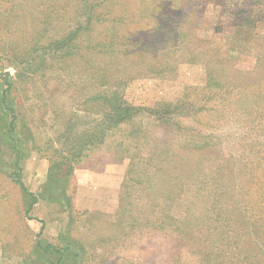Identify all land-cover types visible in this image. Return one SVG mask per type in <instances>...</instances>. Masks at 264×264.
Here are the masks:
<instances>
[{
	"label": "rangeland",
	"instance_id": "1",
	"mask_svg": "<svg viewBox=\"0 0 264 264\" xmlns=\"http://www.w3.org/2000/svg\"><path fill=\"white\" fill-rule=\"evenodd\" d=\"M3 92L0 264H264V0H0Z\"/></svg>",
	"mask_w": 264,
	"mask_h": 264
},
{
	"label": "trees",
	"instance_id": "2",
	"mask_svg": "<svg viewBox=\"0 0 264 264\" xmlns=\"http://www.w3.org/2000/svg\"><path fill=\"white\" fill-rule=\"evenodd\" d=\"M90 19L87 17L85 19V23L89 24ZM70 35L67 36H62L61 40H59V43L66 44L67 42H69L68 39H70ZM72 38V37H71ZM10 117V118H7ZM17 120V122H15ZM16 125H19L20 128H23L24 130L28 131V136L30 141L33 139V135H32V131L30 130L27 121L24 122V119L16 116V113L14 112L13 108L9 105L8 101H7V97L6 94L3 92L0 96V172H4L3 169L4 167H17L20 168L19 163L20 160L26 156L28 153V146L26 145L25 148V152H21L19 151V145H17L15 142L18 141V136H21L20 132L16 131ZM15 133V136H14ZM17 135V136H16ZM54 151H56L57 156L61 159L60 161H55L54 163L52 162L51 157H49L47 155L48 161H49V165H48V169H47V177L50 174V172L55 171V172H62L61 168H64V173L66 175L70 174V166L67 164L68 163V158L67 156L62 154V150L60 149H55ZM21 152V153H20ZM254 156L257 155H252L251 159H246L245 156L244 158L241 160L243 161V163H241V168L242 171L249 168H253L254 166V162H257V159H254ZM78 157V155L76 156V158ZM15 158V159H14ZM14 160V161H13ZM260 161V160H259ZM57 163V164H56ZM17 165V166H16ZM19 166V167H18ZM55 166V167H54ZM2 170V171H1ZM9 177L10 175H12V173H8L7 174ZM18 185L22 188L23 194L25 196H28L31 199V202L28 205V210L30 209V207L32 206V204L37 200V196H35L32 192H29L28 189H26V187L24 186L22 179L20 180V182H18ZM25 210V213L26 211ZM223 219H226L225 216ZM41 241H38V245H36V250H40L41 253H49L50 257H53L55 255L58 256L59 259H61L59 256L61 254V252L59 250H56V248H54L53 246H51L50 244H45L44 247L41 245ZM55 254V255H53ZM56 259V257H55ZM54 259V260H55ZM58 259V260H59ZM60 261V260H59Z\"/></svg>",
	"mask_w": 264,
	"mask_h": 264
},
{
	"label": "crops",
	"instance_id": "3",
	"mask_svg": "<svg viewBox=\"0 0 264 264\" xmlns=\"http://www.w3.org/2000/svg\"><path fill=\"white\" fill-rule=\"evenodd\" d=\"M30 156H32V153H30V155L24 160V162L28 161L27 159H28ZM24 162L22 161V164H21V165H22V173H23V174H25V173H24V167H23V163H24ZM45 165H46V167H47V169H48V166H47L48 164H45ZM47 169L45 170V173L47 172ZM23 174H22V182H23L24 186H25L29 191H31V192H35V190H34V189H35L34 186H31V185H30V186L32 187V188H31L30 186H28V185L26 184V182H25V176H23Z\"/></svg>",
	"mask_w": 264,
	"mask_h": 264
}]
</instances>
